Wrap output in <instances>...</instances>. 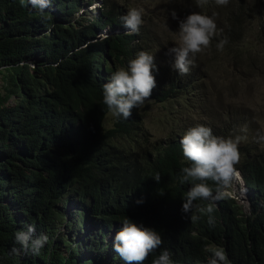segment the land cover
Listing matches in <instances>:
<instances>
[{
	"label": "trees",
	"instance_id": "16d2710c",
	"mask_svg": "<svg viewBox=\"0 0 264 264\" xmlns=\"http://www.w3.org/2000/svg\"><path fill=\"white\" fill-rule=\"evenodd\" d=\"M91 3L56 0L51 12L41 14L28 0L24 6L20 0H0V264H90L87 251L99 260L121 259L113 238L126 217L161 233V248L143 264H151L163 249L176 263L188 264L209 246L226 247L234 264H264V148L243 144L239 149L237 167L249 209L244 212L229 198L198 201L202 207L214 204L216 222L210 226L200 213L192 222L182 212L191 185L179 180L181 169L190 164L180 143L187 130L172 129L164 140L148 142L139 108L127 120L112 115L108 127L104 123L112 113L103 103V85L139 51L153 52L158 45L144 26L139 34L126 32L122 8L106 0L95 17L82 11L80 23L75 15ZM241 12L217 24L218 35L209 47L234 65L251 66L256 58L239 45L246 31ZM260 26L264 32V19ZM100 29L109 31L107 38L97 39ZM224 38L228 43L218 51L216 45ZM173 63L174 54H156L157 84L141 111L149 103L167 101H176L181 109L186 104L180 96L193 92L212 73L213 62L206 59L197 63L195 58L184 76ZM235 123L213 129V134L228 136ZM70 199L80 208L73 221L81 224L84 213L92 229L85 224L84 243L68 251L57 248L52 221L63 219L60 211ZM26 222L47 235L48 242L38 257L19 260L11 250L15 230Z\"/></svg>",
	"mask_w": 264,
	"mask_h": 264
},
{
	"label": "clouds",
	"instance_id": "9594fccd",
	"mask_svg": "<svg viewBox=\"0 0 264 264\" xmlns=\"http://www.w3.org/2000/svg\"><path fill=\"white\" fill-rule=\"evenodd\" d=\"M22 6L25 0H20ZM56 0H28V4L38 12L43 14L51 12L54 9ZM207 0H198V7H202ZM216 5L226 7L229 0H215ZM92 3L82 8L77 13L85 11L87 7L97 6ZM95 9V8H94ZM96 10V11H97ZM85 13V12H84ZM144 9L142 7L129 8L125 15L120 17L125 31L129 34H139L143 25ZM217 13L211 15L202 12H192L184 19L179 20V41L169 48V54H174V63L172 67L179 75H188L195 66L197 54L204 52L209 48L212 40L218 35L216 23ZM173 19H178L175 11L171 12ZM107 31V32H106ZM124 31V32H125ZM104 35L99 38H107L109 31L100 29L98 33ZM228 43L227 38L221 39L216 45L218 51H223L224 46ZM33 61V59H32ZM34 63V62H33ZM21 65V64H20ZM30 69L34 64L28 62ZM157 71L155 64V55L148 50L139 51L135 58L130 60L126 67L118 68L112 73L109 80L103 85L102 95L103 103L107 106L112 115L116 118L125 120L132 117L133 109L141 107L152 95L156 87V78L153 74ZM1 83V80H0ZM8 103L12 104L10 98ZM248 126L241 125L234 129L228 136H217L213 130L204 124H197L187 129L182 136L180 143L182 146L183 156L190 162L189 166L181 169L179 180L182 184L191 185L183 199L182 212L190 214V220L196 222L201 217L197 213L205 214L210 226H214L216 218L213 215L214 204L210 203L207 207H202L198 201H218L225 198L231 199L237 206H240L245 212L249 209V196L244 187L242 173L237 165L241 163L242 154L240 145L249 140ZM252 141L257 144H264V129L257 130ZM154 179L160 180L159 174ZM243 195L240 197L243 204H238L235 194L236 186ZM71 201L64 203L60 211L63 219L56 218L52 221L55 228L54 237H59V246L57 248H67L72 250L77 248V243H84L87 230H91L90 222H86V214L83 213L81 224L74 220V213L80 210L75 202L74 205L68 206ZM137 203H142L138 200ZM246 208V210L244 209ZM68 222H72L69 224ZM122 227L116 232L113 238V250L121 259L99 260L94 258L96 253L86 252L85 260H90V264H143L151 253L161 248L163 239L161 233L156 229L144 226L143 223H136L124 218ZM104 231V229H100ZM15 247L11 250L13 254L19 256V260L24 257H38L41 249L48 242V236L39 234L35 231L32 223H23L15 230ZM94 233L97 229L93 230ZM113 235L112 230L105 234L106 242ZM67 242H70L68 244ZM78 249V248H77ZM78 254L80 252L77 250ZM64 253V252H63ZM87 262V261H86ZM87 264V263H86ZM151 264H178L172 259V254L168 249H163L153 258ZM186 264V263H185ZM188 264H234L227 253L226 247L209 246L204 248V255L193 260Z\"/></svg>",
	"mask_w": 264,
	"mask_h": 264
},
{
	"label": "rangeland",
	"instance_id": "374dc122",
	"mask_svg": "<svg viewBox=\"0 0 264 264\" xmlns=\"http://www.w3.org/2000/svg\"><path fill=\"white\" fill-rule=\"evenodd\" d=\"M105 0H93V3L100 7ZM233 4L226 7L218 6L215 0H207L202 7H198V0H106L113 2L122 8L124 15L129 8L142 7L144 9L143 25L152 34L158 45L154 48L153 54L163 52L169 54V48L179 41V20L184 19L192 12H202L211 15L217 13L216 23L223 24L227 18H231L234 11L242 10L241 25L245 28L244 35L239 41L241 47L249 49L251 56L256 61L251 66L249 62L245 64H233L229 58L215 54L209 47L206 51L197 54L196 61L202 60L213 62L210 68V78L204 79L193 92L180 96L186 106H175L176 101L165 102L164 104L149 103V107L141 111L144 104L139 107L141 123L147 133L148 142L164 140L173 129L181 132L197 124H204L213 129L223 127L227 123H235L234 128L247 125L249 140L243 144H252L258 150L264 148V144H257L252 141L257 130L264 129V32L260 31L261 23L264 19V0H229ZM95 8V9H94ZM97 6L87 7V16L95 17ZM175 11L178 19L171 17V12ZM82 14L77 13L75 17L79 19ZM237 19V16H235ZM128 32V30H127ZM104 35L97 32V39ZM260 53V57L258 56ZM261 59V60H260ZM181 103V101H180ZM112 114L105 118V125ZM229 117L232 119L229 121ZM235 202L243 204L240 197L239 186H236ZM75 204L71 201L68 206ZM246 210V208H244Z\"/></svg>",
	"mask_w": 264,
	"mask_h": 264
}]
</instances>
